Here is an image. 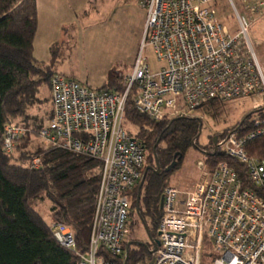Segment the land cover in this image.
<instances>
[{"label":"built area","instance_id":"obj_1","mask_svg":"<svg viewBox=\"0 0 264 264\" xmlns=\"http://www.w3.org/2000/svg\"><path fill=\"white\" fill-rule=\"evenodd\" d=\"M216 0H139L145 10L143 40L125 75L123 94L89 87L57 72L50 77L52 116L40 130L45 148H64L96 157L101 173L87 249L77 251L68 225L47 222L53 238L72 250L78 264H116L105 255L122 254L126 236L128 192L140 181L146 148L123 126L127 93L133 85L135 109L159 122L189 116L199 105L254 97L264 104V61L249 36L248 15H237L238 28L228 31L214 7ZM251 16L264 11V0H248ZM152 48L163 62L152 70L143 51ZM254 130L231 131L219 141L227 157L241 163L255 186H264V153L248 154L247 142L264 136V118ZM24 129L7 123L3 149L11 154ZM40 166L38 156L28 164ZM200 177L188 190L167 185L161 194L156 228L157 248L151 264H264V199L243 188L237 172L225 161L197 162ZM209 245L208 262L202 261Z\"/></svg>","mask_w":264,"mask_h":264},{"label":"trees","instance_id":"obj_2","mask_svg":"<svg viewBox=\"0 0 264 264\" xmlns=\"http://www.w3.org/2000/svg\"><path fill=\"white\" fill-rule=\"evenodd\" d=\"M36 27V0H0V264H78L77 255L53 238L47 222L35 206L48 198L52 202L51 218L71 228L77 251L84 252L88 246L101 162L91 155L68 149L45 148L41 141L35 148L27 145L30 136L39 137L40 130L52 116V108L41 118L32 114L31 109L48 100L51 107L50 77L58 72L65 47L64 42H56L50 47L49 61H37L33 55ZM42 84L49 93L41 97ZM97 89L123 94L126 89L123 73L117 67L111 68ZM135 93L136 87L132 85L125 100L123 126L129 135L145 145L146 159L140 189L139 181L128 192V215L135 211L143 221L149 242L128 240L126 234L122 254L116 257L105 255L116 264L124 263L128 242L131 243L125 264H148L152 260L153 254L149 250L152 249L151 241L156 239L162 191L169 185L171 174L180 167L191 146L202 152L208 166L225 161L237 172L243 188L251 189L264 199V186L253 185L245 167L220 150L219 141L230 132L215 136L216 144L213 142L206 150L207 146L197 143L198 118L177 116L153 121L135 109ZM255 118H264V107L245 114L232 131L251 132L255 128ZM125 122L133 125L136 131L127 129ZM7 123L24 129L11 154L3 149L2 131ZM23 141L25 144L20 143ZM246 149L251 156H261L264 136L248 141ZM18 151L19 156L16 155ZM36 156L40 158V166L30 168V160ZM173 160L175 166L165 171ZM157 166L160 168L158 173ZM209 259L210 254L204 252L202 261L205 263Z\"/></svg>","mask_w":264,"mask_h":264},{"label":"rangeland","instance_id":"obj_3","mask_svg":"<svg viewBox=\"0 0 264 264\" xmlns=\"http://www.w3.org/2000/svg\"><path fill=\"white\" fill-rule=\"evenodd\" d=\"M248 0L243 1V5ZM216 14L221 24L228 31H235L238 28L237 15L247 16L235 3L230 0H216ZM264 11L262 14L248 17L249 36L255 45V50L261 61H264ZM114 24L100 22L90 24V38L69 41L66 48L62 49L63 61L61 67L66 69H74L79 71L84 77L91 79L105 71L110 63L115 62L117 69L123 73V78L130 71L131 64L136 56L143 40V30L140 37L135 32H128L123 36H115L112 34ZM138 37V39H137ZM144 56L148 58L149 66L152 70H158L163 66V62L156 59L152 48L146 45ZM114 64V65H115ZM107 71V70H106ZM45 85L40 86V96L47 94ZM254 97L234 98L227 101H211L201 107L190 111L189 116L200 120V132L197 138L199 145H205L206 150L210 148L215 136H220L225 132H231L244 117L245 114L252 112L256 108L253 102ZM49 100L39 106H34L31 113L37 117L47 116L50 111ZM254 116V115H253ZM129 130L136 131L135 127L128 122L124 123ZM21 144H25L20 142ZM40 144V138L30 136L27 145L29 148H35ZM19 156V151L18 154ZM15 155V156H16ZM149 156V155H148ZM150 157H148L149 160ZM151 160V159H150ZM202 152L191 146L185 152L181 165L170 176L169 184L177 186L181 191L190 189L200 177V171L197 167V162L202 161ZM128 212L130 211V200ZM52 202L48 198H44L36 204V209L43 215L46 222L53 220L50 214ZM128 240H137L149 242L148 236L145 233L143 221L137 216L135 211L127 216L125 222ZM209 245L203 246V253L208 252Z\"/></svg>","mask_w":264,"mask_h":264},{"label":"crops","instance_id":"obj_4","mask_svg":"<svg viewBox=\"0 0 264 264\" xmlns=\"http://www.w3.org/2000/svg\"><path fill=\"white\" fill-rule=\"evenodd\" d=\"M230 1L236 3L248 17H254L246 11L245 5L242 6L245 0ZM36 11L33 55L39 62L49 61L50 47L56 42H64L66 48L69 41L90 38V24L112 22V34L115 36L135 32L140 37L146 18L139 0H36ZM114 64L110 63L105 71L91 79L61 65L58 72L89 87L98 88L103 84L108 70L116 66Z\"/></svg>","mask_w":264,"mask_h":264},{"label":"water","instance_id":"obj_5","mask_svg":"<svg viewBox=\"0 0 264 264\" xmlns=\"http://www.w3.org/2000/svg\"><path fill=\"white\" fill-rule=\"evenodd\" d=\"M198 107H201V105H199ZM198 107H197V108H198ZM200 126H201V124L199 125L198 135H199V132H200ZM213 142L216 144V137L213 138ZM175 163H176V161L173 160V162L170 164V166H168V167L165 169V171H170V170L172 169V167L175 166ZM159 170H160V168H159V166H157L156 172L158 173ZM143 180H144V176L142 177V179H141V181H140V183H139V189H140V187H141V185H142V183H143ZM138 196H139V195H138ZM138 196H137V200H138ZM161 205H162V201H161V199H160V202H159V208H161ZM136 206H138V203L136 204ZM151 242H152V249L149 250V253H150V254H153V253L155 252L156 248H157V244H158V242H157V239H155L154 241H151ZM130 243H131V242H128L127 245H126V250H125V260H124V263H123V264L126 263V260H127V257H128V247H129ZM136 243H138V244H142V245L146 246V244H144V243H142V242H136ZM148 264H151V261H150Z\"/></svg>","mask_w":264,"mask_h":264},{"label":"flooded vegetation","instance_id":"obj_6","mask_svg":"<svg viewBox=\"0 0 264 264\" xmlns=\"http://www.w3.org/2000/svg\"><path fill=\"white\" fill-rule=\"evenodd\" d=\"M160 209V208H159Z\"/></svg>","mask_w":264,"mask_h":264}]
</instances>
